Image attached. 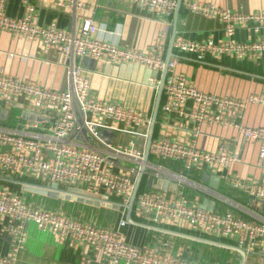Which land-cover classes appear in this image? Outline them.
<instances>
[{
  "label": "built area",
  "instance_id": "obj_1",
  "mask_svg": "<svg viewBox=\"0 0 264 264\" xmlns=\"http://www.w3.org/2000/svg\"><path fill=\"white\" fill-rule=\"evenodd\" d=\"M118 1L135 3L166 16L173 15L177 7V0ZM54 3L64 9L85 8L78 0H55ZM6 4V0H0V32L7 31L36 42L44 51L57 55L60 59L57 67L66 69L67 85L65 89H54L0 69V100L7 105L23 102L49 117L47 122L35 120L13 126L0 125V176H30L45 185L56 183L60 188L79 190L100 198L107 196L120 206L117 223L102 225L89 213L69 215L46 204L30 203L21 194L0 188V217L19 221L16 226L6 227L11 237V251L0 255V264H18L19 253L28 242L31 229L52 235L59 243L74 245L87 262L91 261V254H95L101 257L103 264H208L162 252L151 245L130 243L124 232L128 225L126 205L143 166L148 172L146 175L153 176L154 180H168L214 194L192 181L189 175L194 169L206 167L221 171L238 158L232 157L225 148L203 151L195 143L185 144L161 136L153 138L150 159L145 162L152 113L95 97L90 77L82 64L88 58L116 65H139L161 73L166 66L164 52L156 48L141 51L118 47L98 35L99 26L91 18L85 20L80 33L61 29L55 23L40 25L36 9L30 4L25 6L21 18H11L6 15ZM188 5L195 13L220 18L225 23L228 38L219 42L178 39L174 45L179 52L192 54L199 60L208 53L238 59L264 55V40L259 37L264 31V11L242 15L200 2ZM249 23L253 24L257 40L235 41L233 36L237 27H246ZM177 64V59H171L168 64L161 108L180 116L188 115L200 123L234 125L233 120L241 116L246 103L201 92L177 73ZM150 81L158 90L160 81L152 78ZM190 100L194 102V108L187 114L185 107ZM259 101L264 102V98ZM108 131L126 136V141L108 142ZM240 131L246 143L258 147L257 166L264 173V127L241 126ZM151 157L158 162L154 163ZM177 166L182 171L173 168ZM231 184L253 199L264 201V181L235 178ZM100 204L105 206L104 202ZM133 215L154 226L180 224L202 237L236 239V246L244 249L246 254L255 251L264 254V218L249 220L232 210L209 211L183 192L172 194L162 189L140 188Z\"/></svg>",
  "mask_w": 264,
  "mask_h": 264
},
{
  "label": "crops",
  "instance_id": "obj_2",
  "mask_svg": "<svg viewBox=\"0 0 264 264\" xmlns=\"http://www.w3.org/2000/svg\"><path fill=\"white\" fill-rule=\"evenodd\" d=\"M54 1L6 0L5 12L11 18H21L25 6L30 4L36 9L40 25L55 23L57 27L75 33H80L85 20L91 18L99 26L98 35L106 41L121 48L141 51L156 48L164 52L166 60L174 35V43L178 39L198 42L211 39L219 42L228 38L225 23L220 18L195 13L190 10L189 3L200 2L242 15H254L264 11V0H183L178 13L175 9L171 16L143 9L135 3L118 0H78L84 3V9L79 7L64 9L56 6ZM252 27V23L246 27H237L233 39L238 42L257 40L258 35L254 33ZM260 36L264 40V31ZM171 59H177V73L185 76L201 92L240 100L246 105L241 116L233 120L239 127L235 124L224 127L218 124L200 123L188 115L180 116L176 112H165L160 106L154 138L163 136L185 144L195 143L200 150L209 152L225 148L232 157L238 158V161L221 171H212L206 167L191 172L189 176L192 181L208 188L214 194L189 185L177 184L175 188L176 183L168 180H162L168 181L167 189L154 187L152 189H162L172 194L183 192L186 197L199 205L205 199L212 200L215 202L214 211L232 210L249 220L264 218V201L253 199L247 193L234 189L231 184L235 178L244 181H264V173L257 166L258 147L253 143H246L240 131L241 126L264 127V102L259 101L264 98V55L238 59L231 55L218 57L208 53L203 60H199L192 54L179 52L173 44ZM59 60L57 55L44 51L36 42L7 31L0 32V69L8 74L37 81L54 89H65L67 72L64 67L60 65L57 67ZM91 61L87 65L82 61V64L90 77L92 94L95 97L135 106L149 113L153 112L157 90L150 79L160 81L161 73L139 65ZM251 98H256L257 101L252 102ZM3 108L8 109L9 112L5 123L14 125L30 121L23 118L24 112L37 113L23 102L7 105L0 100V109ZM193 108L194 102L190 100L185 107L186 113L189 114ZM107 135L111 140L126 141V136L117 132L108 131ZM151 160L154 163L158 162L154 157H151ZM173 168L182 171L180 166ZM205 174H208L207 178ZM6 177L45 185L30 176ZM212 177H218L219 180H212ZM149 178V175L144 176L143 190L149 188ZM158 181L160 180H154L153 186L157 185ZM0 188L21 194L30 203L46 204L51 209L63 210L73 216L79 215L80 212L87 213L88 207L93 208L85 203L52 197L17 183L0 181ZM80 206L85 207V211L80 210ZM115 210L118 217L114 224L119 218V211ZM133 217L139 221L135 215ZM18 223L19 221L13 218L0 217V255H7L11 251V237L6 227L16 226ZM165 228L197 235L180 224ZM124 232L132 244L151 245L162 252L185 259L208 264H240L241 262L240 254L235 251L150 231L129 223L124 228ZM214 240L236 245V239ZM18 264H103V261L100 256L91 254V261L87 262L74 245L59 243L52 235L31 229L28 242L19 253ZM246 264H264V254L260 251L247 254Z\"/></svg>",
  "mask_w": 264,
  "mask_h": 264
},
{
  "label": "water",
  "instance_id": "obj_3",
  "mask_svg": "<svg viewBox=\"0 0 264 264\" xmlns=\"http://www.w3.org/2000/svg\"><path fill=\"white\" fill-rule=\"evenodd\" d=\"M182 2H183V0H178L177 7H176V13H178V11L180 10ZM174 40H175V35H174L172 42H171V49H170L169 56L166 60V66H165L164 70L161 72L160 82H159L158 90L156 93V98H155L152 117H151V123L149 126L147 140H146V144H145V151H144L145 162H148L150 159L151 143H152V140L154 138L158 113H159L162 98H163L164 85H165V80H166V76H167V72H168V64L170 62L171 57L173 56ZM83 61H84L85 65H87L89 62H92L88 58H85ZM8 113H9L8 109H6V108L0 109V123L1 124H4L6 122V120L8 118ZM23 118L29 119L30 121H35V120L39 121V122L49 121L48 117H45L42 114H37L35 112H32V113L31 112H24ZM106 140L108 142L112 141L109 138H107ZM147 173L148 172L146 170V167L143 166L140 169V172L136 178L135 189H134L133 195L131 197V200H130L129 204L126 205V209H127L126 220L129 224H131L133 226H138V227L150 230V231L165 233V234L173 235L176 237L188 239L191 241H196L199 243H204V244H208V245H212V246H216V247L235 251V252L239 253L241 256L240 264H246V260H247L246 251L244 249L236 246V245H232V244H229V243H226L223 241H218V240H214V239H210V238H206V237H202V236H198V235L184 233L181 231H176V230L165 228V227L154 226V225H150L147 223L136 221L133 217L135 199H136V197L140 191L143 178ZM207 177H208V174H205V178H207ZM212 180L218 181L219 179H218V177H212ZM0 181L17 183V184L23 185L27 188H30V189L39 190L43 194H48L49 196H52V197L61 198L64 200H69V201L70 200L77 201V202H81V203H86L88 205H95L96 207L101 206L100 202H104L106 207H111V208L117 209V210L119 209V206H120L119 203L111 201L107 196H103L102 198H100L98 195L86 194L84 192H81V191L75 190V189L60 188L59 185L56 183L55 184H47V185H39V184H35V183L22 181L19 179H12V178H9L6 176H0ZM153 183H154V177L152 176L148 180V187L149 188L154 187V188L167 189V186H168V181L160 180V181H158V184L155 186H153ZM176 185L177 184L174 185L175 188L177 187ZM214 205H215V202L212 200H208V199H205L203 201V203L200 204V206L202 208H205L209 211L215 210Z\"/></svg>",
  "mask_w": 264,
  "mask_h": 264
},
{
  "label": "rangeland",
  "instance_id": "obj_4",
  "mask_svg": "<svg viewBox=\"0 0 264 264\" xmlns=\"http://www.w3.org/2000/svg\"><path fill=\"white\" fill-rule=\"evenodd\" d=\"M85 207L80 206V210H84ZM79 210V211H80ZM87 213H91L95 220L100 223L108 224V225H114V223L117 220L118 214L115 209L111 207H106V206H99V207H88L86 209ZM81 213V212H80Z\"/></svg>",
  "mask_w": 264,
  "mask_h": 264
},
{
  "label": "trees",
  "instance_id": "obj_5",
  "mask_svg": "<svg viewBox=\"0 0 264 264\" xmlns=\"http://www.w3.org/2000/svg\"><path fill=\"white\" fill-rule=\"evenodd\" d=\"M5 125L7 126H13L14 124H10V123H5ZM147 188V187H146ZM150 189V188H147V190ZM141 190H143V186L141 187Z\"/></svg>",
  "mask_w": 264,
  "mask_h": 264
}]
</instances>
